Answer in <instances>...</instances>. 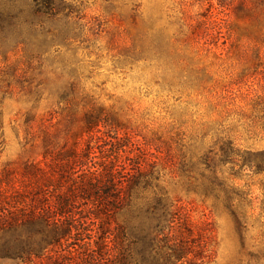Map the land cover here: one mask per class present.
I'll use <instances>...</instances> for the list:
<instances>
[{"label": "rangeland", "instance_id": "1", "mask_svg": "<svg viewBox=\"0 0 264 264\" xmlns=\"http://www.w3.org/2000/svg\"><path fill=\"white\" fill-rule=\"evenodd\" d=\"M70 148L153 170L142 195L170 216L122 211L110 228L163 242L74 238L0 264H118L134 248L151 264L167 241L189 250L176 264H264V0H0L5 197L24 163Z\"/></svg>", "mask_w": 264, "mask_h": 264}, {"label": "trees", "instance_id": "2", "mask_svg": "<svg viewBox=\"0 0 264 264\" xmlns=\"http://www.w3.org/2000/svg\"><path fill=\"white\" fill-rule=\"evenodd\" d=\"M99 122L90 120L85 130H91ZM46 155L44 153L43 157ZM45 158L43 163L23 164L15 181L20 185V192L15 188L9 198L5 197V192L14 185L13 179L6 172L0 177V203L18 206L14 212L5 209L0 215L2 254L39 256L44 246L58 245L74 238L89 240L95 237L105 246L109 243L115 245L127 237H135L134 244L138 245L146 240L147 235L150 245L163 242L159 240V232L151 234L141 225H133L130 219H125L122 224L116 223L115 230L110 228L115 216L122 211L124 214H150L160 209L170 216V205L163 197L153 195L150 200L142 195L158 186V177L153 176V170L147 171L141 166L133 169L131 164V169L126 171L113 159L101 158L95 162L89 154L78 153L75 148L49 161ZM89 226L95 229L89 230ZM99 250L103 252L104 248ZM138 250L134 248L135 254L130 250L129 255H122L118 264L146 263L143 262L144 252ZM188 253L185 245L167 241L164 249L154 255L161 262L155 260L156 263L151 264H176Z\"/></svg>", "mask_w": 264, "mask_h": 264}]
</instances>
